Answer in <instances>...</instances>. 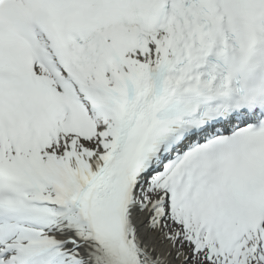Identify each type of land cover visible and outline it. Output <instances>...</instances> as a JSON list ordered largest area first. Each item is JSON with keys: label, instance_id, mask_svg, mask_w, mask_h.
Segmentation results:
<instances>
[{"label": "snow or ice", "instance_id": "snow-or-ice-1", "mask_svg": "<svg viewBox=\"0 0 264 264\" xmlns=\"http://www.w3.org/2000/svg\"><path fill=\"white\" fill-rule=\"evenodd\" d=\"M0 264H264V0H0Z\"/></svg>", "mask_w": 264, "mask_h": 264}]
</instances>
